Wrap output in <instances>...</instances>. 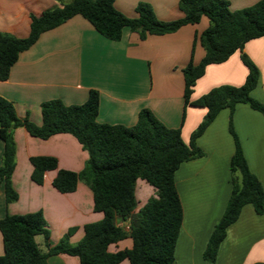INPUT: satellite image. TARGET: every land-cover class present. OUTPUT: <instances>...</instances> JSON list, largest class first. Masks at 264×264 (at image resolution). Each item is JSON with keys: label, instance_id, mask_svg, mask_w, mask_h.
Returning a JSON list of instances; mask_svg holds the SVG:
<instances>
[{"label": "crops", "instance_id": "crops-1", "mask_svg": "<svg viewBox=\"0 0 264 264\" xmlns=\"http://www.w3.org/2000/svg\"><path fill=\"white\" fill-rule=\"evenodd\" d=\"M70 1V0H69ZM67 1V2H69ZM144 1L152 5L157 17L169 21L181 18L180 0H115L118 10L129 17L137 16L136 7ZM233 10L251 6L259 0H228ZM64 0H0V31L27 37L31 18L44 10L61 6ZM207 16L194 24L162 35L140 34L129 27L121 39L112 40L95 29L80 14L41 33L37 41L22 51L6 80H0V96L15 104L20 118L26 116L42 123L41 104L60 99L66 105L87 101L92 89L100 94L97 121L134 126L141 109L148 108L170 128H180L189 142L207 114V108L185 103L184 68L198 64L205 56L200 35L209 26ZM246 53L260 71L259 83L252 96L264 103V36L252 39L242 51H236L222 63L210 64L191 94L197 100L212 88L224 84L242 85L248 68L241 59ZM230 110L222 109L197 144L205 155L183 162L175 172V184L183 204V223L175 248L174 264H254L264 263V212L257 214L246 204L236 222L227 229L217 259L209 263L204 251L217 222L224 214L232 192L230 163L235 142L229 132ZM233 121L250 170L264 188V115L247 103H238ZM16 145L12 186L18 198L6 202L5 182L0 178V220L7 214L41 211L50 232L36 236L43 253L68 237L70 245L79 243L85 226L100 221L103 212L94 208L93 191L83 180L72 192H61L53 180L57 170L45 173L42 184L32 179V156H54L59 168L81 172L89 158L78 139L71 133H57L47 139L31 135L24 126L13 129ZM4 142L0 137V166ZM143 179L136 183L137 210L155 194ZM129 229L128 222L117 218ZM133 245L130 237L109 246L116 252ZM4 253L0 231V255ZM47 264H81L76 255L49 254ZM120 264H130L129 259Z\"/></svg>", "mask_w": 264, "mask_h": 264}, {"label": "trees", "instance_id": "trees-1", "mask_svg": "<svg viewBox=\"0 0 264 264\" xmlns=\"http://www.w3.org/2000/svg\"><path fill=\"white\" fill-rule=\"evenodd\" d=\"M179 6L184 16L165 21L144 1L136 7L137 16L129 17L116 8L115 0H70L33 15L27 37L0 31V80H6L20 53L31 47L41 33L77 14L112 40L121 39L125 27L145 38L149 34L174 32L183 25L199 22L203 16L210 21L200 35L205 56L200 63L190 62L184 68L186 105L207 108L205 118L188 143L183 140L180 128L166 126L148 108L140 110L134 126L98 122L100 94L95 89L90 90L87 101L82 104L66 105L60 99L44 101L41 124L34 123L28 116L20 118L15 104L0 96V137L4 142L0 178L5 182L6 202L18 198L11 182L16 165L12 131L24 126L31 135L42 139L57 133H71L78 139L89 153L81 172L59 168L54 156H32V179L42 184L47 171L57 170L53 185L64 193L74 191L83 180L93 191L95 210L103 212L100 221L85 226V235L79 243L70 245L66 236L48 253H43L36 241V236L42 234L48 244L50 237L41 211L7 214L0 220L4 244L0 264H47L48 255L57 253L76 255L81 264H120L125 259H129L130 264H174L184 217L175 172L183 162L205 155L197 139L225 108L230 110L229 130L235 142L230 163L232 192L209 238L204 259L209 263L216 261L228 227L237 221L246 204H251L257 214L264 212L263 185L249 168L233 121L238 103H247L264 115V103L251 94L259 83V68L242 53L241 59L248 68L242 85L216 86L197 100H190L197 80L205 74L208 65L226 61L236 51H242L248 41L264 36V0L237 10L230 8L228 0H180ZM138 179L153 186L155 194L137 210ZM117 218L128 222L129 229L118 224ZM127 237L133 241L131 248L109 250L111 244Z\"/></svg>", "mask_w": 264, "mask_h": 264}, {"label": "rangeland", "instance_id": "rangeland-1", "mask_svg": "<svg viewBox=\"0 0 264 264\" xmlns=\"http://www.w3.org/2000/svg\"><path fill=\"white\" fill-rule=\"evenodd\" d=\"M65 2H67V1H69V0H64ZM235 126V125H234ZM228 127H229V123H228ZM229 132H230V130H229ZM146 184H148V183H146ZM151 186V185H150Z\"/></svg>", "mask_w": 264, "mask_h": 264}]
</instances>
